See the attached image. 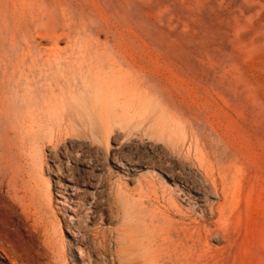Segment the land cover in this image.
I'll use <instances>...</instances> for the list:
<instances>
[{"label":"rangeland","instance_id":"374dc122","mask_svg":"<svg viewBox=\"0 0 264 264\" xmlns=\"http://www.w3.org/2000/svg\"><path fill=\"white\" fill-rule=\"evenodd\" d=\"M39 263L264 264V0H0V264Z\"/></svg>","mask_w":264,"mask_h":264},{"label":"bare ground","instance_id":"6f19581e","mask_svg":"<svg viewBox=\"0 0 264 264\" xmlns=\"http://www.w3.org/2000/svg\"><path fill=\"white\" fill-rule=\"evenodd\" d=\"M28 238V237H27ZM33 238V237H32ZM106 238L104 237V239H101L98 243H96L97 245H95V248H96V250L97 249H101L102 247L104 248L105 247V244H106V240H105ZM27 242V241H26ZM111 242H112V240H110L109 242H108V246L110 247V245H111ZM20 245H21V243H20ZM39 245H41V242L39 241ZM41 247H42V245H41ZM40 247V248H41ZM30 249V248H29ZM34 249V248H33ZM38 250V249H37ZM42 252V251H41ZM33 253V252H32ZM40 253V251H38L37 252V254L38 255H40L39 254ZM44 255V254H43ZM33 257H35V256H33ZM39 258V257H38ZM33 259H35V258H33ZM42 259V258H41ZM102 259V258H101ZM34 261V260H33ZM103 262V261H102ZM40 264V263H39Z\"/></svg>","mask_w":264,"mask_h":264}]
</instances>
